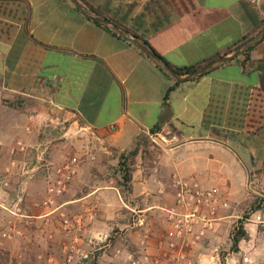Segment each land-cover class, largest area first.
Listing matches in <instances>:
<instances>
[{
  "label": "crops",
  "instance_id": "obj_1",
  "mask_svg": "<svg viewBox=\"0 0 264 264\" xmlns=\"http://www.w3.org/2000/svg\"><path fill=\"white\" fill-rule=\"evenodd\" d=\"M77 3L0 0V156L7 157L17 138L34 145L36 128L47 120H71L96 140L100 155L149 138L155 151L148 160L141 152L134 158L127 199L101 166L93 173L88 162L57 207L89 221L86 238H106L118 226L122 260L144 263L143 254H158L155 240L164 233L158 208L173 203V175L232 200L244 188L264 187V0L258 7L246 0ZM133 40L173 71L228 60L177 81ZM55 153L49 150L46 159L57 163ZM34 158L28 180L44 182ZM125 209L137 214L132 224H122ZM227 210L208 241L237 218ZM138 217L144 228L135 226ZM246 221L248 234L264 224L257 212ZM147 228L151 238L141 248ZM205 257H199L203 264Z\"/></svg>",
  "mask_w": 264,
  "mask_h": 264
},
{
  "label": "rangeland",
  "instance_id": "obj_2",
  "mask_svg": "<svg viewBox=\"0 0 264 264\" xmlns=\"http://www.w3.org/2000/svg\"><path fill=\"white\" fill-rule=\"evenodd\" d=\"M36 129L34 145L30 144L28 139L14 140H20L27 146L25 153L11 157L8 150L7 157L0 156V255L3 256V253L8 251L9 255L16 259L17 264H128L122 260L121 255L124 245L120 235L124 230L113 226L107 232L106 238L103 236L100 239L86 238L90 227L89 221L83 215L73 214L74 210L61 212L57 209L61 201L68 198V192L56 200L54 207L43 209L38 205L45 197V184L42 178L38 177L28 180L35 172H26L29 168L27 162L35 161V147L45 145L46 155L49 150L57 152L55 153L57 163L67 156L83 151L90 152L95 156V160L90 162L94 164L90 171L98 172L100 170L96 165L101 166L105 178L112 179L117 184L120 177L116 165L120 152L107 148L106 153L100 155L96 140L87 138V132H79L78 126L71 127V120L55 125L47 120ZM135 145L141 149L143 159L147 157L145 160H148L155 151L151 140L144 137L137 139L125 151L133 149ZM11 159H14L15 167L10 173H6V168L11 167ZM12 178L18 180L13 186ZM240 191L238 198L233 200L226 193L229 204L227 214L237 218H231L229 221H234L233 224H225L211 241L205 240V252L200 249L203 244L193 250L191 253L193 264H203L199 258L203 254L206 256V264H264V224L255 225L253 230H248L249 234L253 235L251 239L246 230L248 226L245 225L246 219H249L253 212H257V215L264 219V202H256V198L262 197L264 187H250ZM257 207L258 210L254 211ZM136 215L129 209L123 210L122 224H126L127 220L132 224L134 217L137 218ZM78 216H81L82 220L80 225L76 226L75 219ZM239 221L243 222L242 226L248 238L243 240L244 242H239L235 251L232 250L231 232ZM75 238L77 240L74 243ZM249 239L251 242H248Z\"/></svg>",
  "mask_w": 264,
  "mask_h": 264
},
{
  "label": "built area",
  "instance_id": "obj_3",
  "mask_svg": "<svg viewBox=\"0 0 264 264\" xmlns=\"http://www.w3.org/2000/svg\"><path fill=\"white\" fill-rule=\"evenodd\" d=\"M246 1L258 7L262 0ZM26 150L27 146L17 140L10 147L9 155L14 157L19 153H25ZM34 150L37 167L43 171L45 182V197L38 205L43 209L54 207L56 200L68 190L81 166L95 160L93 154L83 151L54 164L46 159L45 145H37ZM10 166L6 168V173H10L15 167L14 159H11ZM171 186L174 191L173 203L158 208L164 227V233L155 240L158 254L156 256L143 254L144 263L132 264H193L191 253L194 247L202 244L217 230L222 220V211L229 208L227 198L223 197L217 188H203L176 174L172 176ZM81 220V216L76 217V226L80 225ZM145 225V220L138 217L135 226L140 229ZM150 238V229L147 228L140 234L139 246L147 247ZM76 240L77 238L74 239V243Z\"/></svg>",
  "mask_w": 264,
  "mask_h": 264
},
{
  "label": "trees",
  "instance_id": "obj_4",
  "mask_svg": "<svg viewBox=\"0 0 264 264\" xmlns=\"http://www.w3.org/2000/svg\"><path fill=\"white\" fill-rule=\"evenodd\" d=\"M97 23V22H96ZM196 68H186V69H177L175 70V73L177 76H183V75H189L192 72H194ZM168 75V74H167ZM172 90V88H169L167 91L168 93ZM151 133H154V130L151 131ZM141 152V149L135 145V147L128 151L120 152L118 155V162L116 165L117 174L120 177L117 180V186L120 189V193L123 195V197L127 198L128 195L131 193V173L132 169L131 166L133 164L134 158ZM256 202L263 203L264 202V193L262 197L256 198ZM257 209H254V211H257ZM247 218V217H245ZM243 222L239 221L238 225L236 224L235 227H233L231 232V240H232V250H237L239 242L243 240H247L248 235L246 231L244 230L242 226ZM1 252V251H0ZM4 255H0V264H17L16 259L11 257L8 253V251L3 253Z\"/></svg>",
  "mask_w": 264,
  "mask_h": 264
},
{
  "label": "water",
  "instance_id": "obj_5",
  "mask_svg": "<svg viewBox=\"0 0 264 264\" xmlns=\"http://www.w3.org/2000/svg\"><path fill=\"white\" fill-rule=\"evenodd\" d=\"M74 2L75 5H77V0H72ZM96 21H101L107 24H110L108 21L106 20H101V19H95ZM116 28V27H115ZM133 43L135 45H137L142 51H144L148 56H150L152 59L161 62L162 66L166 69V71L177 81L180 80L179 77L177 76V74L175 73V71H173L171 68L168 67V65L164 62H162L161 58L154 52H152L151 50L147 49L146 47H144L143 45H141L138 41L133 40ZM228 58H221L218 59L217 61L211 62L206 64L205 66L201 67L198 70H195L194 72H192L191 74L187 75L185 77V79L189 80V79H194L196 77H198L199 75H202L203 73H205L212 65L217 64L219 62H225L227 61Z\"/></svg>",
  "mask_w": 264,
  "mask_h": 264
}]
</instances>
